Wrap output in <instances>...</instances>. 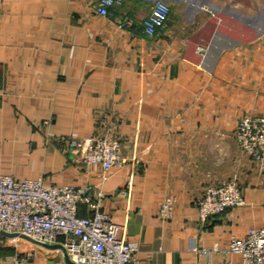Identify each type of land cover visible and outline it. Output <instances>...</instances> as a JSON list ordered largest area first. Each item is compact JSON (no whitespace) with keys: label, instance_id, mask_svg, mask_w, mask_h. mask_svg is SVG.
Returning a JSON list of instances; mask_svg holds the SVG:
<instances>
[{"label":"crops","instance_id":"obj_1","mask_svg":"<svg viewBox=\"0 0 264 264\" xmlns=\"http://www.w3.org/2000/svg\"><path fill=\"white\" fill-rule=\"evenodd\" d=\"M157 1L121 0L104 18L98 0H0V175L102 188V210L139 245L134 264L241 262L192 248L264 227V171L235 138L244 116L264 117V25L241 0H162L169 19L149 38L142 24ZM124 16L135 20L128 30ZM99 137L118 139L127 159L105 181L70 148ZM231 178L246 205L202 222L205 189ZM166 196L169 221L159 216ZM26 243L29 264H69ZM3 247L0 264H14Z\"/></svg>","mask_w":264,"mask_h":264},{"label":"built area","instance_id":"obj_2","mask_svg":"<svg viewBox=\"0 0 264 264\" xmlns=\"http://www.w3.org/2000/svg\"><path fill=\"white\" fill-rule=\"evenodd\" d=\"M120 3L121 0H98L96 12L108 18L111 9ZM170 13L167 3L155 2L143 21L144 34L149 38L155 36L165 27ZM134 24L130 16L117 22L123 30ZM205 51L204 47L199 48L200 53ZM235 138L242 152L264 171V117L244 116L236 127ZM70 148L79 153L80 163L87 172L98 166L103 181L114 169H121L127 163L123 146L116 138L73 139ZM104 199V190L95 185L47 187L42 179L18 180L0 175V231L15 234L13 239L38 247L57 246L49 249L61 251L72 264H134L139 245L121 238L122 227L102 210ZM246 203L237 179L232 178L205 189L197 203L198 216L206 222ZM81 206H85L88 216L79 215ZM174 209L175 198L166 196L159 210L160 218L171 220ZM192 251L200 256L213 252L241 257V262L226 260L223 264H264V227L251 228L243 238L232 237L225 247L192 248ZM33 259L30 251L13 256L14 264H29Z\"/></svg>","mask_w":264,"mask_h":264},{"label":"rangeland","instance_id":"obj_3","mask_svg":"<svg viewBox=\"0 0 264 264\" xmlns=\"http://www.w3.org/2000/svg\"><path fill=\"white\" fill-rule=\"evenodd\" d=\"M241 1L244 5H246V7H244L245 9L248 7V10L246 9L244 11L247 12L248 14H251V16L257 18L260 25H264V0H241ZM251 3L253 5L252 12L249 10ZM73 153H75L78 157L80 156L79 153L75 152V150L73 151ZM0 245H4L3 247L4 250L14 249L15 254L21 252H28V251L34 254L36 253L34 252V250H32L33 248L32 246L29 245L30 247L27 248V243L25 240H15L6 237H0ZM45 260H46L45 264H64L62 259H60V256H57L55 258H45Z\"/></svg>","mask_w":264,"mask_h":264},{"label":"water","instance_id":"obj_4","mask_svg":"<svg viewBox=\"0 0 264 264\" xmlns=\"http://www.w3.org/2000/svg\"><path fill=\"white\" fill-rule=\"evenodd\" d=\"M0 236H2V237H6V238H12V237H15L16 235L15 234H9V233H6V232H2V231H0ZM46 248H56L57 246H50V245H44ZM66 257V260H67V262L69 263V264H72L70 261H69V259L67 258V256H65Z\"/></svg>","mask_w":264,"mask_h":264},{"label":"trees","instance_id":"obj_5","mask_svg":"<svg viewBox=\"0 0 264 264\" xmlns=\"http://www.w3.org/2000/svg\"><path fill=\"white\" fill-rule=\"evenodd\" d=\"M84 210H86L85 206H81L80 210H79V215L80 216H88L89 215V213L88 212H84Z\"/></svg>","mask_w":264,"mask_h":264}]
</instances>
